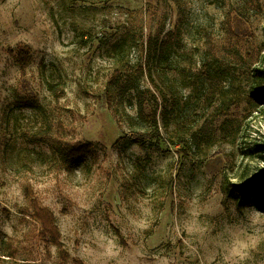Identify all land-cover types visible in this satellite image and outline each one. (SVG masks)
<instances>
[{
    "label": "rangeland",
    "instance_id": "1",
    "mask_svg": "<svg viewBox=\"0 0 264 264\" xmlns=\"http://www.w3.org/2000/svg\"><path fill=\"white\" fill-rule=\"evenodd\" d=\"M255 67L264 0H0V264H264Z\"/></svg>",
    "mask_w": 264,
    "mask_h": 264
},
{
    "label": "trees",
    "instance_id": "2",
    "mask_svg": "<svg viewBox=\"0 0 264 264\" xmlns=\"http://www.w3.org/2000/svg\"><path fill=\"white\" fill-rule=\"evenodd\" d=\"M19 59L24 64L29 62V52L26 48L19 49ZM132 87H134L133 81L132 78H129L125 81V83L119 86V89L122 90V93H124V91H127L128 89H132ZM250 93L256 101L264 103L263 68H253ZM140 110V112L144 111L143 104L140 105ZM151 115L152 128L150 130L137 131L134 134L135 141L142 147L146 145V141L149 138L160 137L161 135L158 128L156 110H154ZM259 148L262 152H264V144H260ZM90 149V146H83V148H73L68 153V156L71 160L78 161L85 153L89 152ZM231 193L235 195L239 205H243L244 207L256 205L261 211H264V170L259 173L256 178L249 180L247 183L233 184ZM27 194L30 197L29 208H23L22 212L25 214H30L32 217L39 220L42 224V235L49 236V241H52V243L58 247L61 257L69 259L70 254L63 249L60 230L56 223V218L53 211L48 208H42L38 206L36 199L30 195V192ZM12 255H16V252H14Z\"/></svg>",
    "mask_w": 264,
    "mask_h": 264
},
{
    "label": "clouds",
    "instance_id": "3",
    "mask_svg": "<svg viewBox=\"0 0 264 264\" xmlns=\"http://www.w3.org/2000/svg\"><path fill=\"white\" fill-rule=\"evenodd\" d=\"M240 259H243V256H241Z\"/></svg>",
    "mask_w": 264,
    "mask_h": 264
}]
</instances>
